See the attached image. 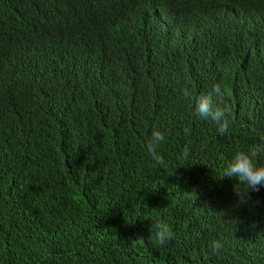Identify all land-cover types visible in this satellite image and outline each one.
Instances as JSON below:
<instances>
[{
  "label": "trees",
  "instance_id": "1",
  "mask_svg": "<svg viewBox=\"0 0 264 264\" xmlns=\"http://www.w3.org/2000/svg\"><path fill=\"white\" fill-rule=\"evenodd\" d=\"M262 137L264 0H0V264H264V185L222 178Z\"/></svg>",
  "mask_w": 264,
  "mask_h": 264
},
{
  "label": "clouds",
  "instance_id": "2",
  "mask_svg": "<svg viewBox=\"0 0 264 264\" xmlns=\"http://www.w3.org/2000/svg\"><path fill=\"white\" fill-rule=\"evenodd\" d=\"M225 91L222 90L220 84H216L211 92L201 94L195 101L196 115L201 119L215 122L217 131L221 136L230 134L227 109L221 107L218 103V100L222 99ZM183 94L186 99L190 100L192 97V92L188 88L183 90ZM214 94L217 95V100H214ZM188 131L189 129H185V133ZM166 135L165 131L154 128L147 145L152 161L156 165L165 167L164 156L158 149L165 142ZM187 156L188 148L185 147L177 159L186 160ZM261 156H264V137L261 138L259 143L250 146L247 150L237 151L222 174V178H237L239 181L237 185L244 186L243 190L236 186L239 197L238 203L240 204L247 203L248 199H250V190L259 191L260 187L264 185V164L258 163V159ZM150 232L151 236H155V243L160 247L165 246L174 237L170 226L163 222H154L150 228ZM210 248L213 254H219L224 248V244L220 240H215L210 244Z\"/></svg>",
  "mask_w": 264,
  "mask_h": 264
}]
</instances>
